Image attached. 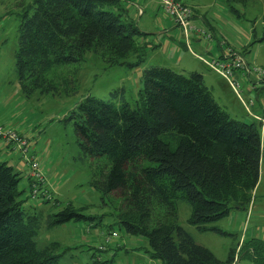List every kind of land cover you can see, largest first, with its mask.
<instances>
[{"label": "trees", "instance_id": "trees-1", "mask_svg": "<svg viewBox=\"0 0 264 264\" xmlns=\"http://www.w3.org/2000/svg\"><path fill=\"white\" fill-rule=\"evenodd\" d=\"M226 1L232 6L242 0ZM127 13L120 0H33L17 29L14 57L21 94L27 99L37 93L67 94L62 69L82 62L87 53L108 56L110 66L139 67L141 59L124 61L137 53L135 43L143 35ZM142 83L132 108L87 96L64 119L73 127L81 157L93 166L90 186L126 235L146 241L143 250L151 260L234 264V250L219 261L178 225L177 202L190 207L187 223L198 232L224 234L210 225L233 210L247 211L252 202L264 159L261 124L232 119L199 73L185 77L151 67L143 71ZM28 173L27 168L30 197H36ZM20 179V172L0 161V264H58L56 243L43 248L35 244L40 217L25 214ZM41 186L37 184V192ZM86 210L69 204L48 216L46 226H101V217L96 222ZM106 231L99 234L98 252L111 245L98 249L113 232L111 226ZM257 244L254 261L264 253ZM91 260L114 264V259L102 261L95 254Z\"/></svg>", "mask_w": 264, "mask_h": 264}, {"label": "rangeland", "instance_id": "rangeland-1", "mask_svg": "<svg viewBox=\"0 0 264 264\" xmlns=\"http://www.w3.org/2000/svg\"><path fill=\"white\" fill-rule=\"evenodd\" d=\"M32 2L33 0H0V124H4L3 128L16 131L25 139L28 155L38 161L44 174L41 191L36 197H30L27 166L20 162L19 154L8 163L20 172L19 189L23 191L21 199L24 200L25 214L40 217L35 244L37 248H43L56 243L60 255L58 264H90L92 254L102 261L114 259V264H160L159 261L151 262L146 257L143 248L148 246L145 240L126 235L115 224L114 218L108 216L111 209L102 206L101 195L90 186L93 166L89 159L81 157L73 127L69 122H64L69 111L87 96L110 103L116 108L124 104L132 108L143 88V71L151 67H163L185 77L193 72L201 74L215 101L232 119L247 124L256 121L244 111L238 102L240 100L235 98L236 95L233 96L220 86L221 77L198 59L199 56L206 60L211 57L208 58L192 44L189 50L181 36L182 32H178L179 27L157 9L153 0H147L143 7L144 15L133 8L129 10V18L136 23L143 35L136 40L137 53L129 54L124 61L133 64L141 59L139 67L110 66L108 56L103 58L87 53L82 62L62 69L64 77L68 79L67 94L52 96L37 93L29 99L25 98L18 85L14 54L20 17ZM181 2L201 17L192 21L193 26L198 29L202 27L208 32V27L202 20L205 19L208 26L213 28L215 40L211 42L214 45L211 56L219 54L216 40H224L234 48L235 53L245 58L247 64L264 70V0H242L232 6L226 0ZM160 26L168 28V33L162 34ZM192 37L191 35L190 39ZM209 38H202L201 41H211L210 34ZM227 85L230 88L228 83ZM241 97L248 102L242 89ZM260 132L264 142V130L260 129ZM0 142L3 141L0 139ZM7 144L11 146L10 143ZM43 191H46L44 197L41 196ZM254 195L252 208L249 205L247 211L233 210L228 217L210 225L224 234L201 233L190 226L187 220L191 209L184 202H177L178 225L197 245L211 251L219 261H226L229 251L234 250V264H264L263 252L255 256L258 261L252 258V248H255L256 243L264 246V184ZM69 204L75 210L86 207L85 214L96 216V222L101 217V226L94 228L91 234L88 231L92 228H87L88 224L84 222L47 228L45 222L48 216ZM110 226L117 237L105 252H98L96 246L102 241L99 234H106ZM83 236L91 239H83ZM83 240L91 242L90 245ZM248 248L250 251H247Z\"/></svg>", "mask_w": 264, "mask_h": 264}, {"label": "built area", "instance_id": "built-area-1", "mask_svg": "<svg viewBox=\"0 0 264 264\" xmlns=\"http://www.w3.org/2000/svg\"><path fill=\"white\" fill-rule=\"evenodd\" d=\"M161 12L169 18L182 32L185 44L190 50V37L191 35L196 38H205L209 40V35L201 29L196 28L191 24L192 11L186 7L181 1L178 0H157ZM201 61L213 72L219 75L222 79L230 85L231 90L240 100L242 105L248 111L252 102H245L241 97V85L238 81V77H255L256 85L258 87H264V70L255 66L247 64L245 58H242L237 53L229 50L226 54L220 57H215L209 61L200 58ZM248 115L253 117L254 120L260 121L264 126V120H260L258 117L253 116L249 111ZM0 139L3 142L10 143L13 146L14 151H17L24 164L29 171V178L32 179L33 196H36L37 184L42 185L44 183V174L40 168L38 161L28 155V147L25 139H23L16 131L6 129L0 126ZM44 197L46 191L41 192ZM117 237L115 232H111L103 237V245L99 246V250H104L105 246L112 243L113 239Z\"/></svg>", "mask_w": 264, "mask_h": 264}, {"label": "crops", "instance_id": "crops-1", "mask_svg": "<svg viewBox=\"0 0 264 264\" xmlns=\"http://www.w3.org/2000/svg\"><path fill=\"white\" fill-rule=\"evenodd\" d=\"M120 1H121L122 6L127 10L128 16H129V13H130L129 10H131V8L135 9L136 11H138V13L140 15H144L145 11H144L143 7H144V5H146L147 0H134L133 2L131 0H120ZM153 2L155 3L157 9L160 10L159 9V5H160L159 2L157 0H153ZM198 18H201V17H199V15H197V13L194 12V10H193V16L191 18V23H192V21H194V20H196ZM202 20L205 23V25L208 27V32L205 29H203L202 27L199 28V29H202V30L206 31V33L208 35L210 34L212 36V40L209 41V42H203V41H201L200 38L192 37L190 39V42L191 41L192 42L191 43L189 42L190 43L189 45L192 44L193 47H196V49L200 50L203 54L207 55L208 58L211 57L209 60H211V59H213L215 57L223 56L229 50H233L234 49L229 44H227L224 40H221V41H217L216 40L217 48L219 49V54L217 53L216 56H214V55L211 56L210 54H211V51L213 50V47H214L213 43H211V42L213 40H215V36H214L215 32H214L213 28L208 26V24L206 23L205 19H202ZM175 26L177 27V25H175ZM178 32L181 34V31H180L179 28H178ZM161 33L162 34H165V33L167 34L168 33V28L161 27ZM181 36H182V34H181ZM208 43H210L211 45H208ZM200 58L204 59L202 56H199L198 59L200 61H201ZM204 60H206V59H204ZM209 60H207V61H209ZM238 81L240 82V85L242 87L241 89H242V93H243L244 97L246 98V100H248V102H250V101L252 102V105L249 107L248 111L253 116L258 117L260 120L263 121L264 120V87H258L255 84L256 83L255 77H252V76H250V77H238ZM219 84H220V86L222 88H224L225 90H228L233 96H235L233 91L229 88V86L227 85V83L223 79H222V81ZM254 94H255V96L253 97ZM235 98H236V96H235ZM236 99L238 100V98H236ZM3 100L4 99H2L1 101L3 102ZM238 102H240V101H238ZM239 104H241V107L248 114V111L245 109V107L242 105V103L240 102ZM254 121H256L259 124H261L260 121H257V120H254ZM3 125L4 124H0V126H3ZM8 129H10V128H8ZM261 129L264 130V126H262V124H261ZM18 154L19 153L17 151H14L12 145L9 146L7 143L0 142V161L6 162L8 164L10 161H13L14 159H16V157H18ZM20 162L23 163L22 161H20ZM263 166H264V159H263V161L261 162V165H260L259 180H258L257 186H256V188L254 190L255 194H256L257 190L262 186V184H264V182H262ZM19 170H20V168H19ZM254 193H253V198H255ZM252 201H254V200L252 199ZM252 205H253V203H252ZM252 205H251V208H252ZM86 227L89 228L88 226H86ZM84 231L86 233V229H84ZM93 231H94L93 228L92 229L89 228L88 232H90V234H91ZM83 239H87L88 240V239H91V238H87L86 236H83ZM87 240H83V241L86 242L87 245H90L91 242H87ZM90 241H92V240H90ZM117 248H120V247L117 246ZM146 257L151 262H153L147 255H146Z\"/></svg>", "mask_w": 264, "mask_h": 264}]
</instances>
